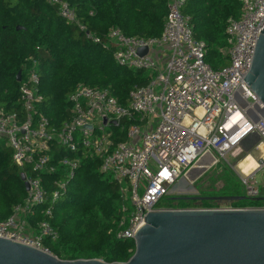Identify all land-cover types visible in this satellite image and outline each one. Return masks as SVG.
I'll list each match as a JSON object with an SVG mask.
<instances>
[{"label":"built area","instance_id":"1","mask_svg":"<svg viewBox=\"0 0 264 264\" xmlns=\"http://www.w3.org/2000/svg\"><path fill=\"white\" fill-rule=\"evenodd\" d=\"M52 1L58 3L63 18L76 20L67 1ZM184 2L168 0L163 29L157 38L127 36L117 28L109 29L107 38L115 47L114 61L144 71L148 77L146 85L129 90L124 105L107 89L78 85L68 96L71 116L57 129L38 110L42 99L39 74L36 62L29 61L19 81L20 110L0 107V139L10 147L13 162L28 168L27 173L23 172L27 197L0 220V238L50 253L43 240H56L57 230L45 219L35 220L34 212L41 208L45 216H52L54 202L67 191L83 152L99 159V171L120 183V192L128 201L130 210L122 208L126 214L115 231L119 239H133L148 211L264 209V204L235 207L220 202L211 207H157L203 157H212L207 169L220 160L227 161V157L236 159L244 153L240 142L250 133L259 136L253 148L257 150L264 143V115L258 112L263 105L243 80L257 34L264 27V0H240L238 18H229L225 27L227 63L217 69L205 61V42L194 37L189 18L181 12ZM86 37L91 38L87 33ZM139 48H146V53L139 55ZM124 120L132 123L125 128ZM123 131L126 138L116 141ZM55 144L73 156L58 160L57 165L64 166L66 173L63 179L53 181L54 189L48 196L40 175L57 169L50 155ZM258 153L256 169L241 172L245 195L250 198L259 192L255 172H264V156Z\"/></svg>","mask_w":264,"mask_h":264},{"label":"trees","instance_id":"2","mask_svg":"<svg viewBox=\"0 0 264 264\" xmlns=\"http://www.w3.org/2000/svg\"><path fill=\"white\" fill-rule=\"evenodd\" d=\"M64 1L75 11L76 20L63 18L58 3L52 0H0V107L20 110V83L16 74L21 70L22 76L29 61H35L42 98L38 110L57 129L71 116L68 96L78 85L107 89L124 105L131 88L148 83L145 72L114 61L115 47L108 41L107 33L110 28H117L127 36L157 38L163 29L168 4V0ZM181 12L189 18L194 37L205 42L206 63L213 69L226 65L225 27L229 18H238L240 0H185ZM128 123L132 120L123 121L125 128ZM125 138L123 131L115 140ZM50 155L57 169L40 175L48 196L54 189L53 181L63 179L66 173L64 166L57 165L58 160L73 156L58 144L52 146ZM80 157L67 191L54 202L52 216H45L41 208L34 212L35 220H47L58 233L54 241L45 238L43 246L63 260L125 262L134 252V241L116 238L115 231L121 216L126 214L122 208L127 206L130 210L128 201L120 192V183L99 171L98 158L86 152ZM215 170L223 180L222 186L212 191L201 190L200 196H245L220 202L235 207L264 204L245 195L241 180L230 167L221 165ZM22 172L27 173L28 168L13 162L10 147L0 139V220L6 219L12 208L27 197L20 178ZM218 203L169 194L157 207H211Z\"/></svg>","mask_w":264,"mask_h":264},{"label":"water","instance_id":"3","mask_svg":"<svg viewBox=\"0 0 264 264\" xmlns=\"http://www.w3.org/2000/svg\"><path fill=\"white\" fill-rule=\"evenodd\" d=\"M146 50L139 48L137 53L144 55ZM20 79L21 70L16 74V81ZM243 80L263 105L258 112L264 115V27L257 34L251 64ZM258 142L259 136L250 133L240 144L248 152ZM208 157L207 166L212 162V157ZM201 160L186 173L185 179L193 182L207 170L199 167ZM20 178L27 191L23 172ZM190 198L231 202L245 196ZM252 199L264 201V185ZM133 241L134 252L127 261L108 263L101 259L63 260L30 245L0 238V264H264V209L148 211Z\"/></svg>","mask_w":264,"mask_h":264},{"label":"rangeland","instance_id":"4","mask_svg":"<svg viewBox=\"0 0 264 264\" xmlns=\"http://www.w3.org/2000/svg\"><path fill=\"white\" fill-rule=\"evenodd\" d=\"M247 154L251 155L256 160V162H258L259 153L255 148L252 147L248 152H244L241 156L237 157L236 159L227 157V161L220 160V162L208 168L202 175H200L193 182H190L185 178L180 179L175 184L171 192L177 195L200 197L201 190H205V191L217 190L222 186L223 180L221 178H218L217 177L218 174L214 173V171H216L215 169L220 168L221 165H227L228 167H230V169L233 170V172L236 175H238L239 179L241 180L243 175L241 174L239 165ZM261 175H262L261 170H258L255 175V179L258 184H260L262 181Z\"/></svg>","mask_w":264,"mask_h":264},{"label":"bare ground","instance_id":"5","mask_svg":"<svg viewBox=\"0 0 264 264\" xmlns=\"http://www.w3.org/2000/svg\"><path fill=\"white\" fill-rule=\"evenodd\" d=\"M196 113H200V109H196ZM257 150L264 156V143H260ZM209 164V157L205 156L202 158L199 167H206ZM257 167L256 160L249 154L245 156V158L240 162L239 168L240 171L244 174L250 173Z\"/></svg>","mask_w":264,"mask_h":264},{"label":"crops","instance_id":"6","mask_svg":"<svg viewBox=\"0 0 264 264\" xmlns=\"http://www.w3.org/2000/svg\"><path fill=\"white\" fill-rule=\"evenodd\" d=\"M253 171H254V170H253ZM253 171H251V172H253ZM256 172H257V171H256ZM256 172H255L254 176L256 175ZM261 172H262V175H261L262 181H261L260 184H258L259 187H260L261 185H264V172H263L262 170H261Z\"/></svg>","mask_w":264,"mask_h":264}]
</instances>
